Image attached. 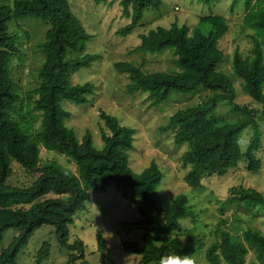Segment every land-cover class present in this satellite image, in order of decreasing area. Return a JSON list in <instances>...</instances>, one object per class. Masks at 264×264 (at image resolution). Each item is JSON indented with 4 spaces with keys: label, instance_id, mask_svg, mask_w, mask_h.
Returning <instances> with one entry per match:
<instances>
[{
    "label": "trees",
    "instance_id": "trees-1",
    "mask_svg": "<svg viewBox=\"0 0 264 264\" xmlns=\"http://www.w3.org/2000/svg\"><path fill=\"white\" fill-rule=\"evenodd\" d=\"M100 1V0H99ZM159 0H119L122 16L130 22L118 33H130L141 21L144 11L156 7ZM206 3L217 0H199ZM238 0H233L234 6ZM0 0V242L9 228H18L7 246L0 251V264H18L17 255L36 227L50 224L55 227L59 246L67 249L63 264H90L84 258V243L76 238L69 241V225L74 215L85 209L90 190H106L115 185L124 197L136 202L139 216L128 224L143 229L141 242L124 240L126 250L141 256L138 264H158L162 255L193 254L203 247L193 230L185 231L184 240L171 232L180 230V220L195 216L185 194H178L162 206L156 191L163 172L154 161L140 172L128 162V151L134 147V128L121 124L117 117L101 111L104 123L99 148L87 131L79 140L65 124L70 115L60 101L77 104L87 102L93 90L90 82L71 84L72 71L90 64L95 54L71 55L70 51L84 47L91 34L72 11L68 0ZM249 5V2H248ZM28 16L48 22L44 41L38 44L42 52L39 66L31 68L36 87L28 91V110L37 111L40 124L33 128V116L23 120L20 94L11 75V62L18 51L16 38L9 32L8 23ZM244 27L252 30L251 55L243 56L237 49L232 59L233 73L241 78L246 92L261 108L235 103L234 84L219 64L225 56L221 45L229 29L226 17L219 14L200 15L197 24L189 26L174 22L169 27L158 25L140 35L137 50L159 52L171 46L177 72H145L128 62H116V67L128 73L130 92L148 93L152 105L166 101L173 92L190 93L198 87L209 91L207 98L178 109L162 127L174 129V142L187 144L182 161L189 165L184 179L192 188L202 186V178L226 171L245 159L247 169L255 171L261 165L256 152L261 146L262 130L257 115L264 119V0H255L243 18ZM35 72V75H34ZM219 103H226L238 114L235 119L215 116ZM246 127L252 134L245 149L240 137ZM33 128V129H32ZM39 144L72 159L75 172L63 169L55 161L41 160ZM18 163L31 177L30 183L17 185L9 181L13 163ZM227 200L264 206V194L250 187L231 188ZM250 206V205H248ZM98 245L104 248L100 230ZM51 244L43 242L37 251L36 264L50 254ZM252 252L256 261H247ZM205 257L209 264H264V234L249 227L241 235L217 227L215 238L207 246ZM79 259V261H78ZM101 264V263H100ZM112 264H115L113 261Z\"/></svg>",
    "mask_w": 264,
    "mask_h": 264
},
{
    "label": "rangeland",
    "instance_id": "rangeland-1",
    "mask_svg": "<svg viewBox=\"0 0 264 264\" xmlns=\"http://www.w3.org/2000/svg\"><path fill=\"white\" fill-rule=\"evenodd\" d=\"M72 11L79 17L84 28L92 36L84 47H77L70 54H95L89 65L74 70L69 75L71 84L90 82L92 92L87 102L77 104L68 99H62L61 105L70 115L65 124L71 128L76 137L81 140L90 131L95 146L101 148V130L104 127L99 117L105 111L118 118L121 124L134 128V147L128 151V162L135 172H140L156 162L163 172L161 182L156 191L162 206L167 200L178 194L188 197L195 216L180 220V230L171 232L185 238V231L191 229L201 239L203 247L192 254L196 264H209L205 257L207 246L215 238L217 227L225 228L234 234L241 235L243 230L252 227L264 234V206H253L247 203H237L227 200L232 187L244 186L258 190L264 194V119H257L262 130L261 146L256 152L261 159L259 169L249 171L245 159H241L225 174L213 173L202 178L200 188H192L187 184L184 175L189 169L182 161V154L187 144L174 142V129H162L169 118L178 109L192 105L208 97L209 91L198 87L190 93L173 92L169 98L157 105H152L148 93L142 91L130 92L127 84L128 73L116 67V62L128 61L139 66L145 72L166 71L175 73L179 68L174 64L173 47L168 46L159 52H144L137 50L142 33L158 25L169 27L176 22L179 25L197 24L200 15L219 14L229 22L228 33L221 41L225 56L219 64V69L231 78L236 98L235 103L261 108L245 90L244 82L233 73L232 59L237 49L243 56L251 55L252 30L244 27L243 18L255 0H238L234 6L233 0H217L206 3L199 0H159L156 7L144 11L141 21L128 34L122 35L118 30L130 22V18L122 16L119 0H68ZM14 0H2V4ZM249 2V5H248ZM9 32L16 38L18 51L11 62V75L17 84L20 94V113L23 120H33V128L40 124L39 113L28 110L26 96L28 91L36 87L35 76L30 75L31 68L39 66L42 52L38 44L45 39L48 22L43 18L28 16L8 23ZM35 75V72H34ZM215 116L224 119H235L238 114L226 103H219ZM32 128V129H33ZM252 134V128L246 127L240 137V146L245 149ZM41 160L46 163L55 161L63 169L75 172V162L64 154L49 150L39 144ZM13 173L9 178L14 184L30 183L28 172L18 163H13ZM90 198L85 203V209L74 215V221L69 225V241L76 238L84 243V258L90 264H138L141 256L129 252L121 246L124 240L141 242L143 229L129 225L139 214L136 202L121 195L115 185H109L106 190H90ZM250 205V206H248ZM100 230L104 248L100 249L97 231ZM19 232L18 228H9L4 232L0 242V251L7 246ZM51 244L50 254L40 264H63L69 252L59 246L55 227L42 224L36 227L27 242L17 255L18 264H36L37 251L43 242ZM79 261V259H78ZM247 261H256L250 251Z\"/></svg>",
    "mask_w": 264,
    "mask_h": 264
},
{
    "label": "clouds",
    "instance_id": "clouds-1",
    "mask_svg": "<svg viewBox=\"0 0 264 264\" xmlns=\"http://www.w3.org/2000/svg\"><path fill=\"white\" fill-rule=\"evenodd\" d=\"M158 264H196L191 254L172 253L170 255H162Z\"/></svg>",
    "mask_w": 264,
    "mask_h": 264
}]
</instances>
